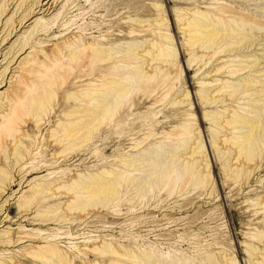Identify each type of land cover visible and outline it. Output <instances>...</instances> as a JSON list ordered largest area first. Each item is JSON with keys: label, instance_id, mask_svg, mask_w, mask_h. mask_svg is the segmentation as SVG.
<instances>
[{"label": "bare ground", "instance_id": "1", "mask_svg": "<svg viewBox=\"0 0 264 264\" xmlns=\"http://www.w3.org/2000/svg\"><path fill=\"white\" fill-rule=\"evenodd\" d=\"M51 1L23 0L5 23L7 16L2 18L12 12L15 0L0 1V70L4 68L0 90L9 85L0 93V226L2 229L14 219L39 226L35 235L25 231L23 222L17 230L0 229V264H238L234 255L217 258L206 253L197 263L173 253L165 255L151 241L139 242L137 235L127 240L90 237L84 247L73 246L71 255L52 243L21 246L34 236L41 244L46 236L59 238L52 231L46 234L52 222H70V228L77 223L74 229L85 226L84 230L100 231L97 222L84 221L97 209L104 212L108 208L106 215L114 216L112 220H120L117 215L122 212L126 217L137 215L132 211L138 208L162 210L163 203L156 197L165 193L175 197L185 189L206 187L211 179L205 144L195 125L185 126L173 117L168 122L156 120L149 129L150 122L141 120L142 103L152 99L151 105L159 104L158 96L165 89L163 99L170 95L172 66L179 58L173 35L162 29L168 26L161 18L162 6L138 9L135 17L121 22L113 18L134 0L91 4V12L84 13L82 24L75 28L76 35L44 48L48 41L43 37L71 29L69 20L64 21L67 13L90 3L68 0L61 8L65 11L54 20L43 16L33 21L36 26L30 34V30L23 31L38 14L49 13L59 3L54 0L49 6ZM173 2L183 35V54L187 51L190 57L187 64L189 68L200 66L198 73L205 68L197 80L201 87L197 97L208 107L204 118L211 124L209 138L216 165L224 168L223 183L236 186L239 192L243 189V196L250 178L258 172L261 178L264 171L260 172L264 169V54H254L264 22L233 6L208 9L203 7L207 3ZM245 23L252 24L245 29ZM27 50L34 51L12 74ZM225 58L246 61H226L213 67ZM163 68H167L165 73ZM175 97L179 99L177 94ZM191 97L184 90L179 104L191 108ZM236 104L243 108L234 107ZM92 158L99 159L97 165L84 168L82 163ZM69 167L70 173L65 170ZM261 195L251 201L245 197L247 210L255 208L247 222V228L253 230L245 234L247 264H264ZM148 197L152 198L146 200ZM137 222L149 227V222ZM171 243L175 244L167 242ZM13 248L18 252L8 253Z\"/></svg>", "mask_w": 264, "mask_h": 264}, {"label": "rangeland", "instance_id": "2", "mask_svg": "<svg viewBox=\"0 0 264 264\" xmlns=\"http://www.w3.org/2000/svg\"><path fill=\"white\" fill-rule=\"evenodd\" d=\"M53 1L54 0L50 2L49 6H51ZM118 1L119 0H90V3L86 5L85 4L78 5V7L74 11H72L70 15H67L68 13L65 15L67 16V18L64 19V21L69 20L68 24H70L71 29H69V31L56 30L54 33L51 32L48 35V37H43L42 40L48 41V43L44 45V48L54 47V44L59 43L60 40H62L63 38L65 37L70 38L71 36L76 35L77 30L75 28L82 24L84 18L86 17L85 14L91 12V4L94 5H96L97 3L108 4L110 2L112 4H115ZM176 1L178 2L180 0H176ZM184 1H186L187 3L189 2L195 3L196 6L205 5L207 3L206 6L203 7L208 9H213L221 5L233 6L239 9L241 13L244 15H248V14L253 15L254 16L253 19L255 21L264 22V0H184ZM67 2L68 0L67 1L59 0V3L56 6L54 5L49 13H45L42 15L41 12L40 14H38L32 21H30L27 24L26 28L23 29V31L30 30L28 31L29 32L28 34H30V32L34 30L36 26V23H34L33 21L36 22L43 16L44 19L50 21L54 20L58 16V14L63 13L65 11V9L61 10V8L63 5L65 4L67 5ZM21 3H23V0L21 1L15 0L14 2L15 6L12 12L9 15H7L8 14L7 12V14L3 16L2 19H4L7 16L4 19L3 23H5L6 20H8L12 16V13L15 10H17V8H19ZM156 4L162 6L161 13L163 12L164 14L162 15L161 18H164L165 21L166 20L168 21V26L162 29L164 31H169L170 34L173 35L175 39V43L180 51L178 53L179 54L178 60L172 66L173 69L170 80V82L172 83V88H171L172 91L170 95L166 97V99H163L161 95L163 94V96H165L168 91V89H165L158 96L160 99L159 104L151 105V103H153L152 99L142 103L141 109L143 108V106H145V108L142 109L143 112L141 113L142 115H140L141 120L150 122L147 125L149 129L153 127V124L151 123L156 122V120L159 122H168L169 119L167 118H173V117L175 119H179L180 123L185 126L195 125V129H198L201 132L205 144L206 155L208 156L209 158L208 160L210 162L209 171L211 173V179L208 185H206V187H202V186L195 187V189L194 187H192L191 189H185V191H181L177 193L175 197H168V195L165 193L160 197H156L155 199L157 202L163 203L164 209L162 210L157 209L155 211L146 212L138 208V210L132 211L135 214L137 213V215H131L128 217H126L125 216L126 214L122 212L120 213V215H117L118 216L117 218H120V220H112L114 216H107L106 215L108 213L107 211H109L108 208L104 209L105 210L104 212L98 211L97 209V211L92 212V214L90 215L91 217L89 216L88 218H86L87 220L85 219L84 221L87 223L97 222V227L100 229V231L91 228H86L84 230L85 226H82L78 230L76 228L74 229V226H76L77 223H75L73 227L70 228L71 227L70 222L68 223L65 222L62 224L61 223L54 224V222H52V225L48 226V229L50 231L47 232L46 234H50L52 231L53 233H58L60 235L59 238L52 239L51 237L46 236L45 240L42 239L43 242L41 244L40 243L41 239H38L37 237L34 236L33 240L30 239L32 242H27L21 246H25L27 244L26 247L27 246L32 247V245L34 246L36 245V247H39L41 245L45 246L47 245V243L48 245L52 243V245H58V247L64 250L66 254L71 255L70 249L73 246L76 245L77 247H84L87 243L86 239L90 237L103 238L109 235L108 240H111L113 237L126 238L127 240L128 236L137 235L138 238L140 239L139 242L142 243L144 242V240L151 241L152 244L156 248L158 249L160 248L165 255L169 253H173L176 254L178 258L186 257L188 260L194 261V263H197L198 261L197 259H201V258L204 259L206 253H213L217 258L218 257L220 258V256L222 255L223 257L225 256L233 257L234 255L238 264H247L246 260L248 254L245 252V244H244V242L247 240V236L245 234L253 230L252 228H247V222L248 219H250L251 216H253V213L251 212H253L255 208L247 210L248 203H246V201L253 200L256 194L258 195L262 194L261 196L264 197V171H263L264 169H261L260 171V172L263 171L262 174L260 175L261 178H259V175H257L259 172L255 174L256 176L254 177L253 180H251L252 178H250L249 183L250 182L251 183L246 187L244 186L245 193L243 194V196H242L243 189L241 190V192H239V189L236 188V186L232 187L230 183L229 184L223 183L225 182L224 181L225 171L220 164L216 165L215 156L217 157V155L213 154V150L211 149L210 138H209L211 135L210 134L211 124L207 119L204 118V113H205L204 110L208 107L206 105L203 106L199 101V98L197 97L198 89L201 88L197 84V80L199 76L205 71V68L198 73L200 66L189 68L187 64L190 57L187 51H185L184 52L185 54H183V48L181 46L182 43L181 41H183L182 40L183 35L181 34L178 28V23H177L178 13L175 12L174 9L175 6L173 0H134L127 4L129 5L127 10L118 13L116 17H114L113 19L118 18L121 22H125L126 19L130 17H135L134 12L136 10L138 9H142L143 11L148 9L152 10L153 6ZM12 7L13 6H11V8ZM105 11L107 13H110V9L108 10L106 9ZM150 16H152V14H149V17ZM91 20H94L93 22H95V21H99V18L91 19ZM250 24L252 23L249 24L245 23L243 28L246 29L248 27L246 25H250ZM20 35L15 37V39H13L12 42H14L17 38H19ZM258 37L259 40H257V43H260V45L255 48L254 54L261 56L264 54V31H259L257 38ZM140 43H142V41H140ZM11 44H9L7 47H9ZM253 49L254 47L252 49L246 50L244 53L250 52ZM32 51L34 50H27V53L24 56H22L21 59L18 61V63L13 67L12 74L14 73V70L15 72H18V70L16 69L18 68L19 63L21 62L22 59H24V57L27 56L29 52ZM35 51H39V50H35ZM5 52H7V50ZM223 55L224 54H221L220 56ZM226 55H228V53ZM259 59H261V57ZM2 60L3 59L0 58V62ZM233 60L234 58H229V59L225 58L219 61L218 63H215L213 67L218 66L223 62L233 61ZM234 61H238V62L246 61V59H240V60L237 59ZM4 63L5 62H3L2 65ZM48 63L52 64L50 62ZM230 65H235V63H230ZM166 70L167 68H163L162 69V71H164L163 73H165ZM9 73L10 71L8 72V74ZM223 77L227 79L229 76L225 75ZM262 80H264V78ZM8 88L9 85H7V87H5L3 90H0V93H3ZM184 90L190 91V94L192 96L191 99L193 106L191 108H188V105L186 104L185 105L179 104V101L182 98V97L180 98V96L184 93ZM176 94L177 97H179V99L177 100L176 97L173 98L174 95ZM61 103H63V99L59 100V105ZM244 103L246 104L247 102ZM240 104L238 105L236 104L234 105V107L238 109L243 108ZM214 107L215 105L211 106V108ZM38 137L34 136V138H38ZM98 161L99 159L92 158L89 161L83 162L82 164L84 168H93L95 165H97ZM218 162L221 163V160ZM73 169L76 170V168ZM65 170H67L68 173L71 172L70 167L66 168ZM46 174L47 173H44V175L41 174L39 176L43 177ZM183 179L184 177H182V180ZM26 191L27 190L25 189L23 192ZM199 192H201V195L198 194ZM20 195H18L17 199L11 203L13 204L17 202ZM150 195H153V193H151ZM147 196H149V194ZM245 197L247 200L245 199ZM151 198L152 197H148L146 200ZM189 201L193 202L194 204L192 205L190 203L191 205H188L187 203ZM33 216L35 215H32L31 217ZM69 218L72 221L76 220V218H74L71 215ZM23 220L21 222H23L22 224H24V226H26L27 228V229L25 228V231L29 233H34L35 235V232L38 230L39 227L37 225L38 223L35 224L33 223L32 225H30L24 223L25 220L24 221ZM137 221H141L144 224L146 222H149V227L148 226L144 227L143 225L140 226L139 222ZM21 222H17V219H14L12 223H7L5 227L2 229H1L2 227L1 225L0 229L3 230L9 227V229L11 230L13 229L17 230L19 229V224ZM57 225H59V227ZM105 227L109 229H106L105 231L102 230ZM83 230L85 231V234L82 232ZM78 231L79 232L81 231V233H78ZM70 232L74 234L73 238L68 237V233ZM167 242H174L175 244L171 243L168 245ZM161 243H165V245L162 246ZM18 250L19 249L13 248L10 249L8 253H12L13 251L18 252Z\"/></svg>", "mask_w": 264, "mask_h": 264}]
</instances>
